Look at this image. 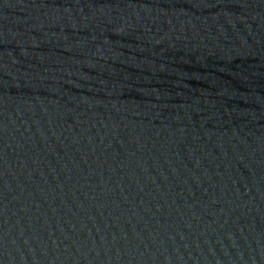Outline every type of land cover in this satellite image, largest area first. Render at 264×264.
<instances>
[{
	"label": "water",
	"instance_id": "95a60500",
	"mask_svg": "<svg viewBox=\"0 0 264 264\" xmlns=\"http://www.w3.org/2000/svg\"><path fill=\"white\" fill-rule=\"evenodd\" d=\"M0 264H264V0H0Z\"/></svg>",
	"mask_w": 264,
	"mask_h": 264
}]
</instances>
